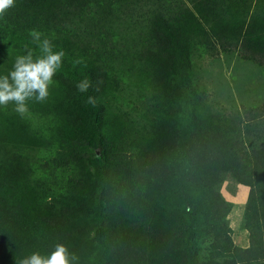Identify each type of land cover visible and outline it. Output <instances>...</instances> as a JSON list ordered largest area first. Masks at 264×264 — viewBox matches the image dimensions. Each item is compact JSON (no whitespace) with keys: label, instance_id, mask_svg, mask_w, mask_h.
I'll return each instance as SVG.
<instances>
[{"label":"trees","instance_id":"trees-1","mask_svg":"<svg viewBox=\"0 0 264 264\" xmlns=\"http://www.w3.org/2000/svg\"><path fill=\"white\" fill-rule=\"evenodd\" d=\"M135 9L148 18L129 39ZM33 30L65 56L46 101L23 116L0 106V264L57 243L74 264H261L264 123L213 112L195 76L203 54L264 67V0H15L0 75L42 55ZM227 177L248 188L245 248L231 240Z\"/></svg>","mask_w":264,"mask_h":264},{"label":"rangeland","instance_id":"rangeland-1","mask_svg":"<svg viewBox=\"0 0 264 264\" xmlns=\"http://www.w3.org/2000/svg\"><path fill=\"white\" fill-rule=\"evenodd\" d=\"M145 13L144 9L128 13L124 29H129V39L137 34L139 23L145 25L143 20L148 18L144 16ZM195 77L204 102L213 112L239 119L241 129L242 126L264 123V67L242 59L237 52L203 54ZM128 91H124V104L130 112H135L140 108V103L136 92ZM247 192L230 177L220 188L224 200L233 204L226 219L231 229V240L239 247L247 243V232L241 228ZM261 264H264V259Z\"/></svg>","mask_w":264,"mask_h":264},{"label":"clouds","instance_id":"clouds-1","mask_svg":"<svg viewBox=\"0 0 264 264\" xmlns=\"http://www.w3.org/2000/svg\"><path fill=\"white\" fill-rule=\"evenodd\" d=\"M15 6V0H0V17L7 10ZM34 42H38L42 55L34 56L29 50L26 55L16 57L12 70L0 75V106L15 105L14 110L21 116L29 111L28 102H44L49 97V88L53 85V77L62 67L65 52L63 49L54 51V45L47 38L41 40L42 33L33 30L30 32ZM88 78L81 80L77 89L85 93L91 87ZM86 103L95 105L93 96H88ZM78 260L68 248L57 243L54 250L48 255L32 252L31 255L21 258L18 264H74Z\"/></svg>","mask_w":264,"mask_h":264},{"label":"crops","instance_id":"crops-1","mask_svg":"<svg viewBox=\"0 0 264 264\" xmlns=\"http://www.w3.org/2000/svg\"><path fill=\"white\" fill-rule=\"evenodd\" d=\"M245 188H247V187H244V186H242V189H244V192L248 190V189H247V190H245ZM232 205H233V204H232ZM232 208H233V206H232ZM232 208H231V209H232ZM246 246H247V243H246V245H242L241 247H243V248H244V247H246Z\"/></svg>","mask_w":264,"mask_h":264}]
</instances>
